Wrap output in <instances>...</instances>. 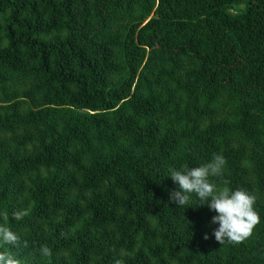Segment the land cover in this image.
I'll list each match as a JSON object with an SVG mask.
<instances>
[{"label": "trees", "instance_id": "1", "mask_svg": "<svg viewBox=\"0 0 264 264\" xmlns=\"http://www.w3.org/2000/svg\"><path fill=\"white\" fill-rule=\"evenodd\" d=\"M215 154L240 242L169 201ZM0 224L20 264H264V0H0Z\"/></svg>", "mask_w": 264, "mask_h": 264}, {"label": "clouds", "instance_id": "2", "mask_svg": "<svg viewBox=\"0 0 264 264\" xmlns=\"http://www.w3.org/2000/svg\"><path fill=\"white\" fill-rule=\"evenodd\" d=\"M225 159L215 154L211 161L194 167H182L170 170L169 177L178 186L169 194V201L179 207L194 205L190 199L194 196L195 204L207 206L215 214L210 223L215 225L212 235L216 241L236 243L247 238L253 228L260 223L261 217L254 208L255 197L242 188H219L210 181V177L222 174ZM15 219L20 213H13ZM207 239V235L205 236ZM17 235L7 226L0 224V244L15 245ZM44 256L50 254L47 247L41 248ZM0 264H20L11 254L0 252Z\"/></svg>", "mask_w": 264, "mask_h": 264}]
</instances>
